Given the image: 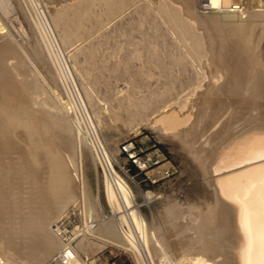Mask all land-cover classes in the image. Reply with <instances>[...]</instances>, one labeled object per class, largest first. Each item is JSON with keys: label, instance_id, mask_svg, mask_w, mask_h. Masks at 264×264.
Masks as SVG:
<instances>
[{"label": "bare ground", "instance_id": "1", "mask_svg": "<svg viewBox=\"0 0 264 264\" xmlns=\"http://www.w3.org/2000/svg\"><path fill=\"white\" fill-rule=\"evenodd\" d=\"M7 1L0 0V264H97L96 250L108 244L125 248L136 264H251L253 259L259 264L264 240V0H212L204 12L197 0H171L185 23L201 30L196 34L183 26V37L192 40L186 53L196 61L197 76L188 94L167 97L140 117V126L199 167V199L187 204L172 200L158 185L136 190L115 169L109 146L116 145L114 130L120 126L109 109L98 111V124L90 121L86 130L72 113L41 41L47 47L53 38L41 6L52 8L51 18L57 21L70 2L23 0L43 39L31 30L30 41L20 44L3 15ZM12 1L28 20L21 0ZM112 2L120 6L124 0ZM56 52L54 59L64 72L56 55L60 49ZM76 138L96 189L89 175H80L82 167L78 171ZM170 181L166 185L172 188ZM135 190L146 203L159 206L151 221L141 213ZM70 207L81 209L83 227L95 239L86 235L68 242L59 222ZM65 249L73 257L64 262Z\"/></svg>", "mask_w": 264, "mask_h": 264}, {"label": "rangeland", "instance_id": "2", "mask_svg": "<svg viewBox=\"0 0 264 264\" xmlns=\"http://www.w3.org/2000/svg\"><path fill=\"white\" fill-rule=\"evenodd\" d=\"M62 1L64 0H59L57 2L60 3ZM66 1L70 3L66 5L67 7L65 8V12L62 15V18L57 20L58 22L54 21L51 18L50 13L53 14L52 8L51 11H49V9H46L47 7H45L44 5H42L43 7L41 6L43 12L45 11L44 13H46L45 15L47 16L46 28L50 27L49 29H47V31H50L51 29V33L48 31L49 36L53 35V38L50 37L52 43L49 41V43H47L46 40L47 47L45 46L46 44H43L45 43L44 40L41 41H43L42 46L44 50H47L45 51L46 53H48L47 57L48 62L50 61V68L54 69V71L51 69L53 74H58V76L55 75V77L60 84L62 93L72 107V113L75 116H79L83 121H81L83 130H86L87 126H91L90 121L94 124H98L96 120L98 111L100 112L105 108L109 109L114 122L120 126L118 127V131L114 130L113 138L116 141V145L111 144L109 146V151H111L110 154L111 158L113 159V165L115 169L130 183V185H132V187L136 190H144L149 188L155 189L159 186L161 187V189L163 188L164 192H167V194L169 193V197L172 200H179V202L182 204H187L188 202L193 200L197 201V199H199L197 198L199 195V191L196 187H198L199 183L203 180V177L200 176L199 178L200 174L197 173L199 167L195 165V162L192 160V158L188 156L183 157L180 150L172 148L169 142L160 141L149 128H146L143 125L140 126V120L141 118L155 111L158 106L160 107L163 103L169 101V98L177 97V94L183 95L182 97H184L185 93L183 92L187 91L186 93L188 94L191 91L189 89H192V85L194 84L196 79L195 76H197L195 70L196 61H194L192 57L186 53V49L191 46L192 40L190 38L183 37V31H185L183 29V26L187 27V29L189 30L188 32L194 33V30H196V34L197 32H199L198 34H200L201 30L198 31V29L190 27L191 24L189 22L185 23L187 21H184L183 17V19L181 18V15L179 13L180 11L174 10L178 8L176 7L178 4H173L171 0H124V3H122L120 6L114 5L112 0H65L64 2ZM7 2L9 4L7 7V11L6 13L4 12V14H2L4 15L7 25L9 26L11 31L14 32L13 40H17L16 42L20 44L28 43L32 37L33 30H35L36 34L40 36V39H43L36 20L33 17V13H31L27 8L25 1L21 0L20 2H22V4L24 5H22L23 8L25 7L24 9L26 11L24 9L23 10L27 13V16L29 17L28 20H26V18L23 16L21 10L17 9V7L14 6L12 0H8ZM154 2L157 4H155ZM169 3H171V5ZM113 5L115 9L113 8ZM113 9L114 11H112ZM116 11L118 12L117 15ZM177 13L180 16H178ZM28 14L31 16H29ZM173 14L175 16L174 19L172 17ZM156 23L159 24L157 25ZM159 25L162 30L164 29V32H162V30L160 32L161 28L159 27ZM169 27L172 29H170ZM152 29H154L155 31H159H156L155 34V32H152L154 31ZM168 29H170L171 33L170 31H168ZM69 32L71 34H68ZM172 32L175 33L173 34ZM151 33H153V36ZM160 33L163 38L161 37ZM176 34L179 36H176ZM145 36L148 38H146ZM143 37L150 41L143 39ZM155 37L159 40H157ZM154 40H157L156 45L154 43ZM173 40L177 41L173 42ZM184 40H186V42ZM54 41L56 42L53 44ZM173 48L175 50H173ZM176 49L181 53L177 52ZM52 50L54 51L53 53L51 52ZM147 50L151 52H147ZM56 51L59 53H57ZM55 52L57 53L56 55L59 56V60H61V62L63 63V67L65 70L64 72H62L60 68H58L59 66H57L58 62H56L57 60L54 59L55 56H53ZM158 52L160 54H157ZM184 55L186 57H184ZM159 56H161L160 60L158 59ZM147 58H149L150 60ZM189 58L190 61H188ZM167 60L170 62H168ZM191 60L195 63H192ZM145 61H147V63ZM176 61L178 63L180 62V65ZM160 64L161 66H159ZM167 68L170 71H167ZM159 69L162 70L160 71ZM164 70L165 73L167 72L166 74L163 72ZM192 70L195 71L193 72ZM60 71L62 73H60ZM65 74H68L67 77ZM167 74H169V76ZM148 76H151L149 77L150 79L148 78ZM145 77L147 78L145 79ZM168 77L169 79H167ZM177 81H179V83ZM167 87L169 88V91ZM177 90L179 91V93H177ZM163 92L165 94L162 95ZM166 92H168V95H166ZM127 94H131V99L134 100L131 101L130 97L127 96ZM80 97L82 99L81 101ZM121 97L122 100L119 99ZM160 97L163 100L165 99V97L169 98L163 101ZM179 99H181V97ZM93 110L96 111L94 112ZM83 118L85 120H83ZM92 118L95 122L92 120ZM104 130L105 129L103 128V130L100 132V135ZM103 133H106V130ZM86 137L90 139L91 134L88 135L87 133ZM76 139L77 142H75V146L77 149L76 159L78 162V171H80V168L82 167V170L79 172L80 175H82L83 177L89 175L92 180L93 188L96 189L95 181H93L95 176H90L86 168V161L84 159V154L82 153V147L80 144L78 145L80 141L78 140V138ZM131 142L135 144L137 149L142 148L145 151L154 150V152L159 153L161 157H164L165 160H171L176 164L177 172L170 178L161 180L156 184H151L149 180H142L143 174L137 173L133 166H131V170H127V158L124 153L119 152V148L122 144H128ZM79 152H81L82 154ZM79 155L81 156V158ZM182 168L184 169V171H182ZM98 173L99 177L101 178L102 168L100 164L98 165ZM168 181H170V183L173 185L172 188L167 186L169 185ZM161 183H164V185ZM136 190V203L140 202V205L139 203L137 204L139 205L141 213H143L148 221H151V217L157 216V211L155 210H158L159 206H155L153 202H151V204L146 203L143 199V195H141V192L138 193V191ZM101 194H103L102 189ZM178 197L180 199H178ZM81 212V209H74L73 207L71 209L70 207L68 214L59 222L67 235L68 232L71 231L72 234L70 235V238L72 237L73 242L75 243L78 238L82 236L87 235L91 238L95 237L94 234L84 228L85 223L84 220H82L83 218L81 216ZM81 227H83L84 229ZM75 233L78 235V237L77 235L74 236ZM99 238H101V236H99ZM102 247L98 248L95 252L97 264H136L132 254L125 248H121L119 246L111 244ZM113 261L114 263H112ZM42 263L47 264L46 261Z\"/></svg>", "mask_w": 264, "mask_h": 264}, {"label": "built area", "instance_id": "3", "mask_svg": "<svg viewBox=\"0 0 264 264\" xmlns=\"http://www.w3.org/2000/svg\"><path fill=\"white\" fill-rule=\"evenodd\" d=\"M212 0H197L198 10L204 12L211 9ZM120 153H124L127 158V170H131L133 166L137 173L143 174L142 180H149L151 184H156L161 180L170 178L177 172V166L171 160H165L159 153L153 151H145L142 148L137 149L135 144H122L119 148ZM71 231L68 232V242L70 241ZM61 257L65 262L73 257L70 249L62 251ZM114 263V261L112 262Z\"/></svg>", "mask_w": 264, "mask_h": 264}, {"label": "snow or ice", "instance_id": "4", "mask_svg": "<svg viewBox=\"0 0 264 264\" xmlns=\"http://www.w3.org/2000/svg\"><path fill=\"white\" fill-rule=\"evenodd\" d=\"M261 248H262V259L259 261V264H264V240H262ZM251 264H257V262L253 259V261H251Z\"/></svg>", "mask_w": 264, "mask_h": 264}]
</instances>
